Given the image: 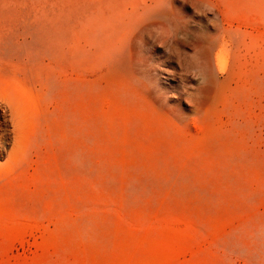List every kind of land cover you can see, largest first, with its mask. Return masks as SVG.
Wrapping results in <instances>:
<instances>
[{"label":"rangeland","instance_id":"rangeland-1","mask_svg":"<svg viewBox=\"0 0 264 264\" xmlns=\"http://www.w3.org/2000/svg\"><path fill=\"white\" fill-rule=\"evenodd\" d=\"M115 1L0 0V264H264V0Z\"/></svg>","mask_w":264,"mask_h":264},{"label":"bare ground","instance_id":"bare-ground-1","mask_svg":"<svg viewBox=\"0 0 264 264\" xmlns=\"http://www.w3.org/2000/svg\"><path fill=\"white\" fill-rule=\"evenodd\" d=\"M69 1H70V0H69ZM116 1H117V0H116ZM116 1H115V2H116ZM203 1H204V0H203ZM214 1H215V0H214ZM205 2H206V1H205ZM245 2H246V1H245ZM122 3H123V2H122ZM114 4H115V3H114ZM155 4H156V3H155ZM166 4H167V3H166ZM244 4H245V3H243V5H244ZM117 5H118V3H117ZM146 5H148V4H146ZM153 5H154V4H153ZM95 6H96V5H95ZM113 6H114V5H113ZM206 6H207V4H206ZM216 6H217V4H216ZM106 7H107V6H106ZM147 7H149V6H147ZM152 7H153V6H152ZM200 7H201V6H200ZM202 7H205V6H202ZM208 7H209V6H208ZM218 7H219V6H218ZM99 8H100V7H99ZM99 8H98V9H99ZM209 8H210V7H209ZM205 9H206V7H205ZM210 9H211V8H210ZM216 9H217V7H216ZM113 10H114V9H113ZM157 10H158V9H157ZM157 10H154V11H157ZM214 10H215V9H214ZM97 11H98V10H97ZM110 11H111V10H110ZM215 11H216V10H215ZM217 11H218V9H217ZM236 11H237V10H236ZM100 12H101V11H100ZM102 12H103V11H102ZM150 12H151V11H150ZM235 13H236V12H234V14H235ZM79 14H81V13H79ZM105 14H106V13H105ZM146 14L149 15L150 13H146ZM252 14H253V13H252ZM99 15H100V14H99ZM106 16H108V19H109V14H108V15L106 14ZM106 16H105V17H106ZM150 16H151V15H150ZM221 16H222V15H221ZM225 16H226V15H225ZM255 16H257V15L255 14ZM172 17H173V16H172ZM241 17H242V16H241ZM75 18H76V17H75ZM83 18H84V17H83ZM238 18H239V17H238ZM245 18H246V16H245ZM245 18H243V19H245ZM247 18H248V16H247ZM257 18H258V16H257ZM257 18H256V19H257ZM81 19H82V18H81ZM147 19H148V18H147ZM149 19H150V18H149ZM222 19H223V18H222ZM224 19H225V18H224ZM236 19H237V18H236ZM250 19H253V18L251 17ZM144 20H145V19H144ZM227 20H228V19H227ZM246 20H247V19H246ZM228 21H229V20H228ZM230 21H232V20H230ZM254 21H255V20H254ZM258 21H259V20H258ZM85 22H87V21H85ZM122 22H123V21H122ZM223 22H224V21H223ZM104 23H107V21L104 22ZM115 23H116V22H115ZM142 23H143V22H142ZM228 23H229V22H228ZM233 23H234V22H233ZM241 23H242V22H241ZM110 24H111V23H110ZM113 24H114V23H113ZM113 24H111V25H113ZM145 24H146V23H145ZM235 24H236V23H235ZM235 24H234V26H236ZM105 25H106V24H105ZM140 25H141V23H140ZM244 25H245V24H244ZM244 25H243V26H244ZM247 25H248V24H247ZM107 26H108V25H107ZM150 26H151V25H150ZM222 26H223V25H222ZM226 26H227V25H226ZM226 26H225V27H226ZM243 26H242V28H243ZM251 26H252V25H251ZM109 27H111V26H109ZM144 27H146V26H144ZM155 27H156V26H155ZM238 27H239V26H238ZM245 27H246V26H245ZM245 27H244V28H245ZM256 27H257V26H256ZM105 28H107V27L105 26ZM105 28H104V29H105ZM114 28H115V27H114ZM117 28H119V26H117L116 29H117ZM247 28H248V27H247ZM247 28H246V29H247ZM260 28H261V27H260ZM101 29H102V28H101ZM110 29H111V28H109V32H110ZM135 29H136V28H135ZM218 29H219V28H218ZM230 29H232V28H230ZM248 29H249V28H248ZM248 29H247V30H248ZM251 29H252V28H251ZM227 30H228V29H227ZM235 30H236V29H235ZM99 31H100V30H99ZM99 31H98V32H99ZM102 31H104V30H102ZM107 31H108V30H106V32H107ZM111 31H112V29H111ZM116 31H118V30H116ZM119 31H120V28H119ZM134 31L136 32V30H134ZM217 31H218V30H217ZM250 31H251V30H250ZM252 31H253V30H252ZM100 32H101V31H100ZM120 32H121V31H120ZM132 32H133V31H132ZM229 32H230V31H229ZM231 32H232V30H231ZM107 33H108V32H107ZM133 33H134V32H133ZM232 33H233V32H232ZM100 34H101V33H100ZM112 34H113V33H112ZM109 35L111 36L110 33H109ZM130 35H132V34H130ZM107 36H108V35H107ZM118 36H119V35H118ZM214 36H215V35H214ZM96 38H98V37H96ZM113 38H115V37H113ZM135 38H136V37H135ZM214 38H215V37H214ZM128 39H129V38H128ZM228 39H229V38H228ZM212 40H213V38H212ZM225 40H226V39H225ZM231 40H233V39H231ZM237 41H238V40H237ZM117 42H118V41H117ZM232 42H233V41H232ZM247 42H248V41H247ZM215 43H216V41H215ZM261 44H262V43H261ZM210 45H211V44H210ZM236 45H237V44H236ZM229 46H230V45H229ZM259 46H260V45H259ZM123 47H124V46H123ZM222 47H223V46H222ZM227 48H228V47H227ZM235 48H236V46H235ZM242 48H243V47H242ZM116 49H117V48H116ZM211 49H212V48H211ZM216 49H217V48H216ZM216 49H215V50H216ZM219 49H220V48H219ZM122 50H123V49H122ZM195 50H196V49H195ZM213 50H214V49H213ZM220 50H221V49H220ZM227 50H228V49H227ZM251 50H252V49H251ZM120 51H121V50H120ZM249 51H250V49H249ZM113 52H114V51H113ZM210 52H211V51H210ZM125 53H126V52H125ZM125 53H124V54H125ZM219 53H220V52H219ZM219 53H218V54H219ZM209 54H210V53H209ZM221 54H222V53H221ZM221 54H220L219 56H221ZM240 54H241V53H240ZM113 55H115V54H113ZM109 56H110V55H109ZM115 56H116V55H115ZM123 56H124V55H123ZM235 56H236V55H235ZM254 56H255V55H254ZM215 57H216V56H215ZM215 57H214V59H215ZM248 57H249V56H247V59H248ZM211 58H212V57H211ZM220 58H221V57H220ZM222 58H223V57H222ZM236 58H237V57H235V60H236ZM240 58H241V57H240ZM249 58H250V57H249ZM253 58H255V57H253ZM253 58H251V59H253ZM124 59H125V58H124ZM228 59H229V58H228ZM116 60H117V59H116ZM210 60H211V59H210ZM225 60H226V59H225ZM225 60H224V61H225ZM237 60H238V59H237ZM257 60H258V58H257ZM123 61H125V60H123ZM217 61H218V60H217ZM239 61H240V60H239ZM249 61H250V60H249ZM258 61H259V60H258ZM228 62H229V60H228ZM245 62H246V61H245ZM215 63H218V62H215ZM263 63H264V62H263ZM263 63H262V64H263ZM227 64H228V63H227ZM244 64H245V63H244ZM236 65H237V64H235L234 66L236 67ZM246 65H247V64H246ZM249 65H250V64H249ZM215 66H216V65H215ZM227 66H228V65H227ZM237 66H238V65H237ZM124 67H125V66H124ZM198 67H199V66H198ZM252 67H253V66H252ZM252 67H251V68H252ZM211 69H212V68H211ZM243 69H244V68H243ZM246 69H248V68H246ZM254 69H255V68H254ZM211 71H212V70H211ZM201 73H202V72H201ZM262 74H263V73H262ZM223 76H224V75H223ZM225 76H226V75H225ZM225 76H224V77H225ZM217 77H218V76H217ZM222 78H223V77H222ZM245 78H246V77H245ZM210 79H211V78H210ZM247 80H248V79H247ZM247 80H246V81H247ZM250 80H251V79H250ZM211 81H212V80H211ZM247 82H248V81H247ZM201 83H202V82H201ZM242 83H244V82H242ZM231 84H232V83H231ZM239 84H240V83H239ZM220 85H221V84H220ZM217 88H218V87H217ZM199 92H200V91H199ZM199 92H198V94H199ZM214 99H215V98H214ZM214 99H213V100H214ZM213 100H212V101H213ZM196 102H197V101H196ZM157 103H158V102H157ZM175 110H176V109H175ZM194 111H195V109H194ZM203 111H204V110H203ZM174 112H175V111H174ZM173 114H175V113H173ZM180 115H181V114H180ZM181 117H182V116H181ZM180 119H181V118H180ZM180 119H179V120H180Z\"/></svg>","mask_w":264,"mask_h":264}]
</instances>
